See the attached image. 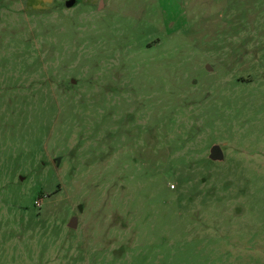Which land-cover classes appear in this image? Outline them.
<instances>
[{
	"label": "rangeland",
	"instance_id": "rangeland-1",
	"mask_svg": "<svg viewBox=\"0 0 264 264\" xmlns=\"http://www.w3.org/2000/svg\"><path fill=\"white\" fill-rule=\"evenodd\" d=\"M65 1L0 0V264H264V0Z\"/></svg>",
	"mask_w": 264,
	"mask_h": 264
},
{
	"label": "water",
	"instance_id": "water-1",
	"mask_svg": "<svg viewBox=\"0 0 264 264\" xmlns=\"http://www.w3.org/2000/svg\"><path fill=\"white\" fill-rule=\"evenodd\" d=\"M78 3L77 0H66L65 4L67 7H73L75 6L76 4ZM209 157L212 159V160H223L224 159V153H223V150L221 148L220 145L218 144H215L211 147V150H210V155ZM81 208V207H80ZM77 224H78V218L76 216H74L71 220H70V223H69V226L71 228H75L77 227Z\"/></svg>",
	"mask_w": 264,
	"mask_h": 264
},
{
	"label": "crops",
	"instance_id": "crops-1",
	"mask_svg": "<svg viewBox=\"0 0 264 264\" xmlns=\"http://www.w3.org/2000/svg\"><path fill=\"white\" fill-rule=\"evenodd\" d=\"M78 1V3L80 2V1H82V0H77ZM66 2V1H65ZM103 2V1H102ZM77 5V4H76Z\"/></svg>",
	"mask_w": 264,
	"mask_h": 264
},
{
	"label": "built area",
	"instance_id": "built-area-1",
	"mask_svg": "<svg viewBox=\"0 0 264 264\" xmlns=\"http://www.w3.org/2000/svg\"><path fill=\"white\" fill-rule=\"evenodd\" d=\"M38 205H40V202H38Z\"/></svg>",
	"mask_w": 264,
	"mask_h": 264
}]
</instances>
